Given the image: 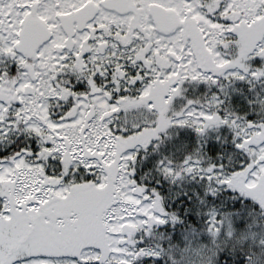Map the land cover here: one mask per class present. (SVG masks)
I'll return each mask as SVG.
<instances>
[{
  "label": "snow or ice",
  "instance_id": "obj_1",
  "mask_svg": "<svg viewBox=\"0 0 264 264\" xmlns=\"http://www.w3.org/2000/svg\"><path fill=\"white\" fill-rule=\"evenodd\" d=\"M264 264V0H0V264Z\"/></svg>",
  "mask_w": 264,
  "mask_h": 264
},
{
  "label": "trees",
  "instance_id": "obj_2",
  "mask_svg": "<svg viewBox=\"0 0 264 264\" xmlns=\"http://www.w3.org/2000/svg\"><path fill=\"white\" fill-rule=\"evenodd\" d=\"M161 264H163V260L161 261Z\"/></svg>",
  "mask_w": 264,
  "mask_h": 264
}]
</instances>
